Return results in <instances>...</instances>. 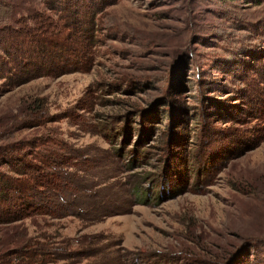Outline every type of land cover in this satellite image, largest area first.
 Returning <instances> with one entry per match:
<instances>
[{"label": "rangeland", "instance_id": "rangeland-1", "mask_svg": "<svg viewBox=\"0 0 264 264\" xmlns=\"http://www.w3.org/2000/svg\"><path fill=\"white\" fill-rule=\"evenodd\" d=\"M63 1L0 0V148L73 158V216L30 235L55 264H264V0H75L84 70L29 80L2 42Z\"/></svg>", "mask_w": 264, "mask_h": 264}, {"label": "trees", "instance_id": "trees-1", "mask_svg": "<svg viewBox=\"0 0 264 264\" xmlns=\"http://www.w3.org/2000/svg\"><path fill=\"white\" fill-rule=\"evenodd\" d=\"M77 4L75 0L60 3L57 11L61 12L63 26L56 24L51 30L39 20L34 30L28 29L25 33L29 35V42L20 41L22 35H13L2 42V51L14 58L21 75L27 72L32 80L84 70L81 61L86 51L80 49L84 50L80 58L79 39L74 40L71 33L85 17ZM37 109H41L39 104ZM16 124L15 128L29 129L41 125H32L28 121ZM50 144L56 145V149ZM28 146L35 150H27V145L20 143L3 150L0 148V230L5 232V237L0 240V264H55L62 256L58 253L61 247L52 246L55 238L48 233H45L46 237L31 236L26 221L49 217L64 219L73 216V207L78 206L69 200L67 181L71 173L68 167L73 158L64 156L66 149L53 140L31 141ZM168 181L174 183V178Z\"/></svg>", "mask_w": 264, "mask_h": 264}]
</instances>
